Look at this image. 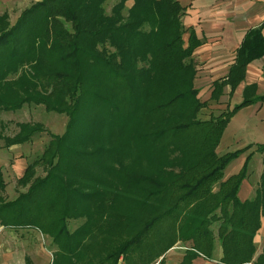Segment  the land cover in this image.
Listing matches in <instances>:
<instances>
[{
	"label": "trees",
	"instance_id": "16d2710c",
	"mask_svg": "<svg viewBox=\"0 0 264 264\" xmlns=\"http://www.w3.org/2000/svg\"><path fill=\"white\" fill-rule=\"evenodd\" d=\"M184 12L178 0H39L13 24L0 15V112L32 104L67 117L63 135L47 132L42 155L17 180L26 191L13 200L2 197L0 167V226L49 237L51 264H154L177 242L191 244L179 264L211 261L217 242L218 264H264V245L256 256L254 241L264 222V169L255 196L240 201L245 167L227 179L224 170L250 147L216 154L230 119L264 94L246 86L232 109L199 118L207 102L193 86L192 57L201 42L192 31L184 41ZM263 56L258 26L244 34L210 100L225 86L231 95ZM17 127L13 137L0 132L5 147L44 130ZM132 150L144 167L122 164Z\"/></svg>",
	"mask_w": 264,
	"mask_h": 264
},
{
	"label": "crops",
	"instance_id": "0c3cea01",
	"mask_svg": "<svg viewBox=\"0 0 264 264\" xmlns=\"http://www.w3.org/2000/svg\"><path fill=\"white\" fill-rule=\"evenodd\" d=\"M21 1V4L27 8L39 0ZM178 2L185 9V14L182 16L184 18L181 20V23L183 21L182 25L188 29L183 36L184 41L186 42L189 38V32L192 31L201 42L192 57L196 69L193 86L198 91V97L202 96V100H200L216 104L225 102V105H228L227 109L230 110L242 101L246 86L255 85L256 96L264 94L263 56L247 66L244 80L231 95L229 94V86H225L222 96L217 101L210 100L213 83L226 77L230 66L234 62L235 51L239 47L244 34L252 28L262 26L264 35V0H178ZM233 99L235 104L231 107ZM263 107L264 102L251 104L235 113L227 124L216 148V154L221 155L224 149L229 148L232 141L241 143V147L236 150L244 149L246 146L250 147L233 159L224 170L223 177L227 179L238 174L245 167L246 175L237 192L240 201L249 200L255 196L259 178L264 169V154L255 152V145H264V115L261 112ZM235 123H239L241 130H247L248 132L251 127L247 123H256L255 130L258 129L256 132H260L259 138H251L252 140L238 138L232 129ZM256 153L260 154L262 163L259 167L252 169L251 159ZM254 241L257 245V256L264 245V222ZM190 245V242L175 243L154 264H158L162 259V264H179ZM220 258L221 248L217 242L211 261L200 256L193 259L191 264H218ZM118 264H124V262L120 261Z\"/></svg>",
	"mask_w": 264,
	"mask_h": 264
},
{
	"label": "rangeland",
	"instance_id": "374dc122",
	"mask_svg": "<svg viewBox=\"0 0 264 264\" xmlns=\"http://www.w3.org/2000/svg\"><path fill=\"white\" fill-rule=\"evenodd\" d=\"M21 3V0H0V15L6 13L10 24H13L19 14L26 8ZM129 4L127 5L129 6ZM112 5L113 2L106 4L105 8L107 13L110 12ZM181 18L183 20L184 17ZM183 27L186 29V26L183 25ZM201 97L200 99L202 100ZM234 104L235 100L233 99L231 107ZM227 106L225 102L219 104L214 102L207 103L206 107L201 111L199 118L210 119L211 117H216L223 111H226ZM261 112L264 115V107ZM66 121L67 117L65 115L46 112L43 106L32 104H24L20 110L15 112H0V132L4 137H13L19 131L17 127L19 123H40L44 128L43 132L36 133L29 142L22 145H15L8 148L4 146L2 140L0 141V167L5 182V190L2 193V197L6 201L13 200L19 193L26 191V188L17 184V180L22 176L26 166L38 160L42 155L50 138L47 132L58 136L63 135ZM247 125L251 127L249 132L247 130H241L239 123H235L232 129L236 133V136L247 140L259 138L260 132H256L258 129L255 130L256 123H247ZM240 147V142L232 141L229 148L224 149L221 155ZM123 156L121 159L123 165L134 164L137 166L142 164L144 167L143 162L135 164L137 158L133 150L126 152ZM261 160L260 154L256 153L251 159L252 169L259 167L262 163ZM42 165L37 164L35 167V177L44 175L45 168ZM83 221V219L70 221L68 223L69 229L71 231L76 229ZM55 250L56 247L53 245L51 239L36 230L11 229L0 226V264H25L27 261L31 264H51L52 255Z\"/></svg>",
	"mask_w": 264,
	"mask_h": 264
},
{
	"label": "built area",
	"instance_id": "2783aa9c",
	"mask_svg": "<svg viewBox=\"0 0 264 264\" xmlns=\"http://www.w3.org/2000/svg\"><path fill=\"white\" fill-rule=\"evenodd\" d=\"M249 264H252V263H249Z\"/></svg>",
	"mask_w": 264,
	"mask_h": 264
}]
</instances>
